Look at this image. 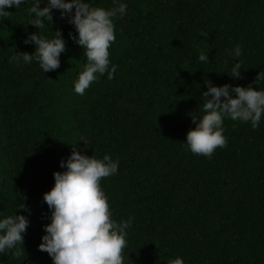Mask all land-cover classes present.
<instances>
[{
  "label": "trees",
  "instance_id": "16d2710c",
  "mask_svg": "<svg viewBox=\"0 0 264 264\" xmlns=\"http://www.w3.org/2000/svg\"><path fill=\"white\" fill-rule=\"evenodd\" d=\"M122 2L127 14L114 18L109 48L115 78L101 77L83 96L73 82L86 63L84 49L58 11L40 34L61 30L67 51L46 74L35 62L12 59L16 51L34 52L23 43L38 32L28 24L32 0L0 20V214L30 221L23 255L8 251L0 264H53L38 250L51 216L43 195L54 186L53 173L65 171L60 162L73 146L119 161L118 173L101 186L113 219L133 218L124 264H168L177 256L184 264H264V118L257 129L225 119L227 144L211 159L184 143L204 79L264 90V0ZM237 45L240 79L227 72ZM201 52L210 63L199 62ZM23 204L30 214L19 210Z\"/></svg>",
  "mask_w": 264,
  "mask_h": 264
},
{
  "label": "clouds",
  "instance_id": "9594fccd",
  "mask_svg": "<svg viewBox=\"0 0 264 264\" xmlns=\"http://www.w3.org/2000/svg\"><path fill=\"white\" fill-rule=\"evenodd\" d=\"M28 0H0V20L9 16L7 9H19ZM111 8L93 7L88 0H32L29 25L38 29L28 32L23 43L33 45L34 52L16 51L12 58L21 66L34 62L44 73L60 67V56L67 51L61 30H51L49 38L40 30L53 21V12L75 28L76 35L69 38L84 49L86 63L73 82V91L83 96L94 82L101 77L115 78L117 66L110 61L109 48L115 43L114 18L123 19L127 14V4L122 0H112ZM41 4L45 6L40 7ZM239 45L229 52L236 62L227 71L235 79L241 78L242 56ZM201 63H210L209 54L201 52ZM230 72V74H229ZM259 77V76H258ZM207 87L200 95L199 111L189 112L194 129L186 135L185 146L194 154L211 159L217 148H223L227 139L223 135L225 119L250 123L257 129L264 118V90H257L251 84L247 87L224 84L214 85L204 79ZM202 105V108L200 107ZM201 112L203 115H201ZM63 172H54V186L43 195V201L51 212L50 223L43 225L41 243L38 250L46 252L53 264H124L123 253L128 247V230L133 218L116 221L102 190L101 181L118 173L119 161L109 155L102 159L81 154L73 146L67 160H61ZM30 214L24 204L19 210ZM30 224L28 216L15 214L3 217L0 214V255L12 251L16 257L25 251L24 233ZM168 264H184L177 256Z\"/></svg>",
  "mask_w": 264,
  "mask_h": 264
}]
</instances>
